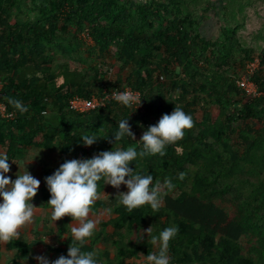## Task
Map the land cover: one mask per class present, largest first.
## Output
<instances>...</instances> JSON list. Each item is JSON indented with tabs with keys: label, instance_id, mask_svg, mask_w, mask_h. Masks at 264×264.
I'll return each instance as SVG.
<instances>
[{
	"label": "trees",
	"instance_id": "obj_1",
	"mask_svg": "<svg viewBox=\"0 0 264 264\" xmlns=\"http://www.w3.org/2000/svg\"><path fill=\"white\" fill-rule=\"evenodd\" d=\"M256 1L238 0L234 15L230 0L215 6L222 23L220 35L210 38L191 11L190 2L199 0H0V81L16 113L13 121L0 118V152L15 163L31 151H55L53 160H40L46 177L65 160L116 147L141 150L143 131L175 106L193 119L165 155L129 165L152 174L153 183L172 181L158 211L147 204L128 211L117 195L92 205L93 212L112 210L82 249L94 251L99 264H143L148 252L158 251L151 236L170 226L179 229L169 242L170 264H264V41L259 45L252 34L264 29V0ZM255 58L260 63L251 79L261 95L248 99L236 79ZM100 59L119 65L116 79L106 78ZM126 86L141 93L142 109L114 100L82 114L67 108L75 95ZM15 100L27 112L10 103ZM126 118L135 139L110 143ZM93 133L98 140L92 146L79 143ZM9 163L11 176L16 165ZM98 185V192L116 189ZM40 193V207L49 210L44 182ZM71 221L65 216L57 227L58 239L65 238L57 258L67 254ZM30 244L20 233L6 241L15 253L12 264L31 262ZM1 253L0 245V259Z\"/></svg>",
	"mask_w": 264,
	"mask_h": 264
},
{
	"label": "clouds",
	"instance_id": "obj_2",
	"mask_svg": "<svg viewBox=\"0 0 264 264\" xmlns=\"http://www.w3.org/2000/svg\"><path fill=\"white\" fill-rule=\"evenodd\" d=\"M113 98L125 107L137 104L138 108L141 104V100L128 91L113 93ZM10 103L20 112L28 110L19 100ZM129 119L118 122V130L110 136V143L116 144L125 136L135 139ZM192 126L191 115L175 106L170 114H163L156 124L143 131L139 140L142 144L141 150L134 147H116L101 151L90 158L65 160L51 175L46 176L44 183L50 194L47 205L51 219L56 222L65 216L71 217V243L66 256L61 255L51 260L47 256L37 255V264H99L94 251L82 250L97 224L90 218V213L98 196V182L103 181L104 185H111L116 189L124 185L127 191L119 192L117 197L118 203L128 211L146 204L158 211L162 205L164 189H172V181L165 179L163 183H153L152 174L137 172L129 165L138 157L165 155L166 146L182 138L184 130ZM97 140L95 133L85 134L81 136L79 143L92 146ZM9 161L18 166L15 179L7 175L11 167ZM26 165V170L21 172L19 165L6 152H0V241H9L17 236L21 226L31 223L37 208L32 201L41 181L31 174ZM183 175L181 173L179 178L183 179ZM178 230V227L170 226L161 230L158 235H152L151 245L158 251L148 252L144 256L143 264H170L168 246ZM142 232L141 239L145 233L149 236L151 227L142 229ZM44 241H47V237Z\"/></svg>",
	"mask_w": 264,
	"mask_h": 264
},
{
	"label": "rangeland",
	"instance_id": "obj_3",
	"mask_svg": "<svg viewBox=\"0 0 264 264\" xmlns=\"http://www.w3.org/2000/svg\"><path fill=\"white\" fill-rule=\"evenodd\" d=\"M140 1H145V0H140ZM199 2H190L191 5V11H195L196 14L199 17V21L201 22V28H202V32L207 35L210 38H215L217 35H220V25L222 23V18L221 15H219V13L217 14V11L214 9L215 6H217V8H219L220 4H226L227 0H199ZM247 2V0H245ZM238 0H230V13L231 15H234V13H236V11H238V4H237ZM206 3L209 4L208 9L206 10L204 9L203 5H207ZM257 1L256 0H252V3L250 5L256 4ZM221 8V7H220ZM239 13V12H238ZM238 13L236 14V17L238 16ZM240 18V17H239ZM237 20V18H235ZM227 21V20H226ZM230 22L232 24H234L233 20H230ZM239 28L243 26V21L239 20ZM241 29V28H240ZM255 40H257L259 42V45L264 41V29H262L259 33H257L256 31L252 32ZM85 42H87L88 44L90 43V40H84ZM59 60H62L61 57H59ZM99 63L102 64L103 66V71H105V76L107 79H116L119 75V65L118 64H114V62H112L111 60H107V59H100L98 60ZM126 74V73H125ZM124 74V75H125ZM240 74V72H239ZM210 112L211 114L216 117L217 115V111L213 108H210ZM196 116L198 119H201L202 117V112L199 111L196 113ZM53 156H55V151L51 152V154L46 153V151H43L42 153L39 152H34L31 151L29 152V156L23 160L20 163H17L20 167V171L23 172L26 170V167L28 168V170L31 172V174L39 179L41 181L40 187L38 189L37 195L33 198V203L35 206H37V208L34 210V216L32 218L31 223L25 224L23 226H21V228L18 230V233L22 234V236L25 237L26 240H28L29 242H32L34 244L32 245V250L31 253H37L40 251H44L47 252V257L51 260H54L52 254L55 253V249L57 247H60V243H58V241L63 242L65 240V238H59L57 236V227L59 225V223L61 222V219L58 221H53L51 219L50 216V211L49 210H44L40 207V202H41V193H40V188L43 185L44 182V170L42 168L41 165V159L44 161H49L50 159L53 160ZM33 160V161H31ZM31 161V162H30ZM19 171L18 166L16 165L12 171V179H15V173H17ZM123 190L120 189H114V190H102L100 192H98V196L96 198V200H108V198L112 195H118L119 192H121ZM124 191H127L124 190ZM164 196V194H163ZM95 200V201H96ZM162 205H163V199H162ZM112 216V210L111 209H105V210H98L97 212H93L91 211L90 213V218H92L93 220H95L97 222L96 224V228H99V221L100 220H108L110 217ZM73 221L70 222V224H72ZM69 224V225H70ZM72 225H70L71 227ZM108 232L111 233L112 232V228L110 227L108 229ZM47 237V241H45L51 249H44L42 247H35L37 243V241H44V239ZM13 238H16L13 237ZM36 241V242H35ZM56 244V245H55ZM54 245V246H53ZM98 248H103L104 246L101 245H96ZM110 250L112 251V247H110ZM67 255V254H66ZM36 257V256H35Z\"/></svg>",
	"mask_w": 264,
	"mask_h": 264
},
{
	"label": "built area",
	"instance_id": "obj_4",
	"mask_svg": "<svg viewBox=\"0 0 264 264\" xmlns=\"http://www.w3.org/2000/svg\"><path fill=\"white\" fill-rule=\"evenodd\" d=\"M87 39L89 38L87 33L83 35ZM90 40V39H89ZM259 59L255 58L250 62L245 71L236 79V85L244 92L248 99L255 98L261 95L256 84L252 81L251 76L256 69L259 67ZM128 91L135 95L138 100H141L140 106L137 108V104L132 106L133 109H142V96L141 93L129 86L123 88L104 89L101 95L93 94L89 98H84L79 95H75L70 98L68 102V110L74 113L82 114L92 110L105 108L107 103L114 100L113 93ZM115 101V100H114ZM0 118L13 121L16 118V113L13 110H9L5 102L3 95V83L0 81Z\"/></svg>",
	"mask_w": 264,
	"mask_h": 264
},
{
	"label": "crops",
	"instance_id": "obj_5",
	"mask_svg": "<svg viewBox=\"0 0 264 264\" xmlns=\"http://www.w3.org/2000/svg\"><path fill=\"white\" fill-rule=\"evenodd\" d=\"M28 241V240H27ZM36 242V241H35ZM6 243V241H0V245H1V259H0V264H12L13 260H14V255L15 253L13 251H7L6 250V246L4 245ZM31 244H34L32 242H29ZM38 244L35 245V247H42L44 249H51L48 245H46L47 243L45 241H37ZM30 244V246H32ZM56 245V244H55ZM54 246V245H53ZM37 255H47V252L44 251H40L37 253H30V258H31V262H29V264H37V261L35 259V256ZM57 253L55 252L54 254H52L54 260L57 258ZM66 256V255H65Z\"/></svg>",
	"mask_w": 264,
	"mask_h": 264
}]
</instances>
